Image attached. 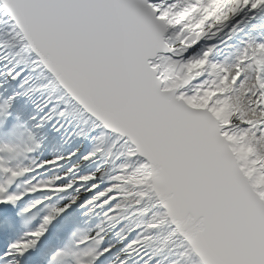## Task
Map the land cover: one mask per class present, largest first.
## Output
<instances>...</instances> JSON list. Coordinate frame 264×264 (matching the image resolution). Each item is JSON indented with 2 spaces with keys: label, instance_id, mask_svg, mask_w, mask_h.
Wrapping results in <instances>:
<instances>
[{
  "label": "snow or ice",
  "instance_id": "1",
  "mask_svg": "<svg viewBox=\"0 0 264 264\" xmlns=\"http://www.w3.org/2000/svg\"><path fill=\"white\" fill-rule=\"evenodd\" d=\"M264 264V0H0V264Z\"/></svg>",
  "mask_w": 264,
  "mask_h": 264
}]
</instances>
